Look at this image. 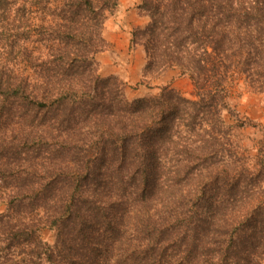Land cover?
Returning a JSON list of instances; mask_svg holds the SVG:
<instances>
[{
	"label": "trees",
	"instance_id": "trees-1",
	"mask_svg": "<svg viewBox=\"0 0 264 264\" xmlns=\"http://www.w3.org/2000/svg\"><path fill=\"white\" fill-rule=\"evenodd\" d=\"M119 4L0 0V264H264V134L227 88L264 94V0H140L144 77L193 91L134 101L96 59Z\"/></svg>",
	"mask_w": 264,
	"mask_h": 264
},
{
	"label": "rangeland",
	"instance_id": "rangeland-1",
	"mask_svg": "<svg viewBox=\"0 0 264 264\" xmlns=\"http://www.w3.org/2000/svg\"><path fill=\"white\" fill-rule=\"evenodd\" d=\"M140 0H120L116 12L109 16L104 29L107 48L97 54L100 75L104 78L118 76V72L134 75L140 65L146 63L145 51L142 46L131 47L130 39L134 28L145 27L149 17L138 10ZM139 50V56L136 52ZM167 76V77H166ZM155 77L143 78L140 82L129 84L125 82V94L129 101L149 99L158 95L161 88L169 86L181 94L190 97L193 87L189 77L182 76L177 70L165 75L166 79L154 82ZM229 91V105L236 115L244 121H254L262 126L259 128L245 127L236 129V134L243 140V144L252 156L256 154V146L264 134V94L252 91L240 76L233 77L227 83ZM6 190L0 184V213L6 211ZM46 242H54V233L49 230L42 232Z\"/></svg>",
	"mask_w": 264,
	"mask_h": 264
},
{
	"label": "crops",
	"instance_id": "crops-1",
	"mask_svg": "<svg viewBox=\"0 0 264 264\" xmlns=\"http://www.w3.org/2000/svg\"><path fill=\"white\" fill-rule=\"evenodd\" d=\"M130 42H131V39H130ZM136 52L138 53V56H139V50L138 49H136ZM145 66H146V63L142 62L137 73L134 75H131V77L129 75H126V74L120 73V72H118L117 74H118V76H120L119 78L123 79L125 82H128L129 84H135V83L140 82V80L143 78V72H144ZM172 71H174V70H169V71L165 72L164 74H162L161 76L155 77L154 82L162 80L163 78L166 79L165 75L169 74Z\"/></svg>",
	"mask_w": 264,
	"mask_h": 264
}]
</instances>
